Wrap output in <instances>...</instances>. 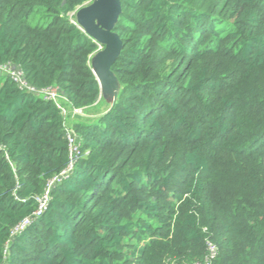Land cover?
Listing matches in <instances>:
<instances>
[{
    "label": "trees",
    "instance_id": "trees-1",
    "mask_svg": "<svg viewBox=\"0 0 264 264\" xmlns=\"http://www.w3.org/2000/svg\"><path fill=\"white\" fill-rule=\"evenodd\" d=\"M91 2L0 0V264H264V0H121L118 99L69 131Z\"/></svg>",
    "mask_w": 264,
    "mask_h": 264
},
{
    "label": "water",
    "instance_id": "water-1",
    "mask_svg": "<svg viewBox=\"0 0 264 264\" xmlns=\"http://www.w3.org/2000/svg\"><path fill=\"white\" fill-rule=\"evenodd\" d=\"M122 12L121 0H93L76 12L77 23L96 42L104 45L93 56L94 72L104 87H112L117 77L111 67L120 55L123 41L114 30Z\"/></svg>",
    "mask_w": 264,
    "mask_h": 264
},
{
    "label": "rangeland",
    "instance_id": "rangeland-1",
    "mask_svg": "<svg viewBox=\"0 0 264 264\" xmlns=\"http://www.w3.org/2000/svg\"><path fill=\"white\" fill-rule=\"evenodd\" d=\"M37 21L38 16L33 15L32 22L36 23ZM102 49L103 47L101 46L99 50ZM93 58L94 57H92L91 59V66L93 67L94 71ZM96 77L100 83L101 91L97 102L92 106L71 111L67 102L55 88H52L49 93L45 94V96H48V94L51 95L50 97L53 98V100L57 104H59L60 108L65 113L66 127L69 129V131H71L72 127L75 125L76 122L91 123L94 120L98 119L101 115L109 111L118 99V94L121 90V86L115 81L114 86L104 87L97 74Z\"/></svg>",
    "mask_w": 264,
    "mask_h": 264
},
{
    "label": "built area",
    "instance_id": "built-area-1",
    "mask_svg": "<svg viewBox=\"0 0 264 264\" xmlns=\"http://www.w3.org/2000/svg\"><path fill=\"white\" fill-rule=\"evenodd\" d=\"M0 73L1 74H5V75H9L10 77H12L16 82H18V83H20L21 85H24V82H23V80H22V78H21V74H20V72H18V71H16L15 69H13L12 67H9V66H3V65H0ZM31 89V88H30ZM27 90H29V89H27ZM31 90H33V89H31ZM31 90H29V91H31ZM50 91V90H49ZM49 91H44L42 94H43V96L45 97V98H51L50 96L51 95H49L48 94V96H45V94H47V93H49ZM32 92V91H31ZM59 105V104H58ZM76 110H78V109H76ZM65 176H67V174H62L60 177H59V179H57V180H62ZM48 199V196H47V194H46V197L44 198V203L41 205V209L45 206V202H46V200ZM28 224H30V218H27V219H25L22 223H21V225L17 228V230H22V229H24V227L25 226H27Z\"/></svg>",
    "mask_w": 264,
    "mask_h": 264
}]
</instances>
